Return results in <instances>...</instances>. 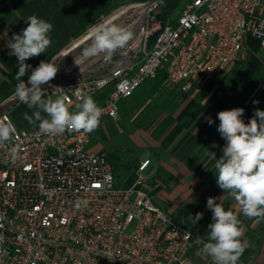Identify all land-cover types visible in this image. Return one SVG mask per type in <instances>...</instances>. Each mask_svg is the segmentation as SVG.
Returning a JSON list of instances; mask_svg holds the SVG:
<instances>
[{
	"label": "built area",
	"instance_id": "obj_1",
	"mask_svg": "<svg viewBox=\"0 0 264 264\" xmlns=\"http://www.w3.org/2000/svg\"><path fill=\"white\" fill-rule=\"evenodd\" d=\"M161 2L131 1L100 22L133 33L108 59L82 55L91 31L64 46L51 59L59 71L42 85L45 98L66 96L75 112L78 94L91 96L101 116L116 119L122 102L160 70L195 93L247 57L249 37L264 58V0H190L175 25L159 18ZM10 102H20L15 93L0 105V122L16 128L0 145V264H213L192 254L201 235L175 222L145 187L149 159L131 184H119L107 153L87 147L89 132L46 134L40 122L20 128L2 108ZM78 201L87 203L77 208ZM238 264L252 263L240 257Z\"/></svg>",
	"mask_w": 264,
	"mask_h": 264
},
{
	"label": "clouds",
	"instance_id": "obj_2",
	"mask_svg": "<svg viewBox=\"0 0 264 264\" xmlns=\"http://www.w3.org/2000/svg\"><path fill=\"white\" fill-rule=\"evenodd\" d=\"M26 21L28 26L20 34H14L7 44L9 55L16 56L18 60L16 79L19 83L16 85L15 95L21 103L30 109H36L32 116L25 113L24 118L29 123L39 121L40 130L46 134L63 133L65 130L92 132L99 126L102 110L91 96L78 94L79 102L75 105V112L69 111L66 96L55 100L45 98L42 85L49 84L59 71L55 60L41 61L32 69L27 82L21 79L31 67L25 62L45 53L52 43L49 33L53 25L50 22L36 15L28 17ZM91 33V44L83 50L84 57L103 54L108 59L133 39L131 31L115 24H100L93 27ZM244 111L237 107L217 113L220 121L217 131L226 145L219 159H216L214 153L211 155L216 161L218 187L234 198L239 212L260 222L264 220V110L257 108L247 124L242 119ZM42 112L48 118H43ZM207 122L209 125L214 123L210 117ZM15 133L16 128L11 122H0V145L10 140ZM13 157L15 158V149ZM217 199L220 203L216 202ZM222 199L223 196L207 199V208L212 212L213 221L208 225L207 241L198 235L193 243L201 246L200 252L211 257L213 264H238L246 246L242 241L244 230L237 213L231 209L225 210ZM86 203L87 201H78L76 207ZM202 218L203 213L200 212L194 217L188 216L194 224Z\"/></svg>",
	"mask_w": 264,
	"mask_h": 264
},
{
	"label": "crops",
	"instance_id": "obj_3",
	"mask_svg": "<svg viewBox=\"0 0 264 264\" xmlns=\"http://www.w3.org/2000/svg\"><path fill=\"white\" fill-rule=\"evenodd\" d=\"M103 3L104 0H0V98L5 97L3 92L8 90L13 84L14 77L18 72V60L16 56L9 55L8 41L12 39L14 34H20L28 26L26 21L28 17L36 15L38 18H42L53 25V29L49 33L52 43L46 52L25 62L31 67H37L51 48L64 38L69 37L77 29L78 23L74 15L76 12L81 10H100ZM197 92L192 93V96ZM43 116H46V113ZM32 124L34 123H26L19 120L17 126L25 128ZM167 135L151 134V146L157 147V149H155V154L147 155L150 160L147 170L152 164L153 167L147 173L148 179L145 187L152 191L159 186L160 188L155 193L157 194L165 191L164 188L170 184L172 179L184 180L182 175L184 174L187 186L182 184V187L188 189L182 195L181 202H184L183 207L201 196L211 195L210 197L215 198L223 196L221 203L225 210L231 209L234 213H237L241 221V227L244 230L242 241L246 243V246L240 257L252 264H264V220L255 222V218H248L243 215V213L239 212L234 198L227 192L224 193L217 185L216 161L211 153L215 154L216 159L223 155L226 141L221 137L220 133L177 134L169 144L165 145L164 141ZM93 149L96 150L95 148ZM158 170H161L162 178L150 181V177ZM199 171H205V175L209 176L202 177L198 173ZM127 179L128 177L122 184H126ZM206 180L208 185L198 192L196 189L199 184L201 181ZM181 191L183 192V189ZM216 202L220 203V200L217 199ZM204 217L209 224L213 222L212 212L207 208V204L204 207ZM192 254L199 260L205 258L200 254L198 247L193 248Z\"/></svg>",
	"mask_w": 264,
	"mask_h": 264
},
{
	"label": "trees",
	"instance_id": "obj_4",
	"mask_svg": "<svg viewBox=\"0 0 264 264\" xmlns=\"http://www.w3.org/2000/svg\"><path fill=\"white\" fill-rule=\"evenodd\" d=\"M128 0H104L103 6L100 10H81L76 12L74 15L76 17L78 27L77 29L67 38H64L62 41L58 42L53 48H51L41 61H48L51 59L58 51H60L64 46L69 44V42L80 36L84 33L90 26L97 23L101 17L111 14L113 11L118 9L122 4L127 3ZM136 1V0H132ZM162 9L159 14V18L162 20L164 24L175 25L177 21V17L181 10L185 6V0H162ZM259 42L249 37L247 41V57L243 60H240L234 67V76L229 80H224V84L228 86H234L238 83L240 77L242 75L245 76L244 81L239 84L237 87L236 93L233 95V99L238 97L241 93H243L247 87H249L245 93V95L238 100L236 106L234 108H243L244 114L242 119L247 124L250 119L254 116V112L257 108L263 110L260 105L254 103L255 100H250L249 96L259 87H263L264 90V58L259 54L258 51ZM36 66H32L31 69L25 74L21 79L27 80L28 76H30L32 69ZM167 74L165 70H160L159 73L154 78L147 79L135 92L134 94L125 99L122 102L121 110L123 106L124 114H131L133 117L134 125L137 128H150L156 122H158L159 117L163 111H167L168 114L164 120L158 123L157 127L154 129L153 134H168L164 144H169L177 134H180L188 125L192 113L190 115L185 116L180 122H178L174 127H171L174 122V118L172 116L173 109L179 104L182 99H186L193 92H183L179 90L177 87L173 86V89L165 94L166 104L163 105L161 112H159L158 104L154 101L157 94L164 90V87L167 83ZM19 81L14 77L13 84L8 88V90L3 92L5 97L9 96L13 92H15L16 85ZM211 79L209 82L205 84V86L200 89L197 94L198 97H204L208 90H210L214 84ZM167 87V86H166ZM224 92H228V89H225ZM120 110V112H121ZM109 161L111 162L116 177L120 176L121 171L128 174V179L126 184L129 185L134 181L136 170L138 168V164L135 162H123L121 163L120 157L116 153L108 152ZM152 177V178H151ZM150 177V181H154L156 178H162L161 170H158L153 176ZM160 187H156L154 190L149 191L151 195L154 196L156 191ZM209 196H201L200 198L185 204V208L180 211L179 214L174 213L171 217L173 220L185 227L190 228L193 232L200 234L202 237H208L209 229L206 218L204 217V207L207 204V199ZM203 213V218L199 220L196 224L192 222V220L188 219V216H195L196 213ZM198 247V246H197ZM193 248H196L194 245Z\"/></svg>",
	"mask_w": 264,
	"mask_h": 264
},
{
	"label": "rangeland",
	"instance_id": "obj_5",
	"mask_svg": "<svg viewBox=\"0 0 264 264\" xmlns=\"http://www.w3.org/2000/svg\"><path fill=\"white\" fill-rule=\"evenodd\" d=\"M131 1L132 0H128L127 3ZM188 1L190 0H185V4ZM115 11H113L111 14H113ZM111 14L101 17V19H99L97 23L90 26L84 33L72 39L69 44H67V47L82 38L84 35L88 34L93 29V27L104 21ZM51 36L53 35L51 34ZM84 45L85 43L79 47V50L83 49ZM58 52L51 59H53L58 54ZM51 59H49L48 61H51ZM41 60H43V58ZM234 69L235 67L233 66L229 71H225L213 78L212 80L214 82V86L210 90H208V93L204 97L190 95L186 99H182L171 113L174 118V122L171 127H174L185 116L192 113L187 127L180 134H210V132H214V134L219 133L217 131V128L220 121L217 118V113L222 110L233 109L236 106L238 100L245 95L247 89L249 88L247 87L243 93L233 99V95L236 93L237 87L244 81L245 78V76L242 75L236 85L231 86L229 84L228 86H226L224 84V80H229L234 76ZM205 84L202 85L200 89H202ZM166 86L164 87V90L157 94L154 99V101L159 106V112H161L163 105L167 103L164 99L165 94L173 89V86L169 82L166 83ZM225 89H228V92H224ZM14 93L10 94L8 97L0 98V105ZM58 97L60 96L53 95L51 96V99L55 100ZM249 99H256V101H259L257 105H260L264 110L263 87H259L254 90L253 93L249 96ZM2 106V108L4 109H11V116L16 124L19 123V120L28 123L29 121L24 118L25 113H27L29 116H32L34 111H36V109H30L27 105L21 102H19L15 106L13 102L3 104ZM124 107L125 105L123 106V108ZM123 108L118 118L116 119H113L109 116H101L99 126L92 132H89L90 142L87 147L95 148L98 151H104L106 153H116L120 157L121 163L133 161L139 166L141 162L148 159L147 157L149 156L147 155L155 154V149H157V147L151 146V134H153V131L157 127L158 123L166 118L168 112L163 111L158 119V122H156L150 128L146 129L137 128L134 125L132 115L124 114ZM44 114L45 113L42 112L41 116ZM209 117L214 121V123L211 125H209L207 122ZM43 118H48L47 114L46 116H43ZM152 167L153 164L148 170L144 172V174L147 175L148 171ZM198 173L202 177L209 176L205 175V171H199ZM119 174L121 175L117 177V182L121 184L127 178L128 174L126 175L123 171H121V173ZM182 175L184 177V180H179L178 178L172 179L170 184L164 188L165 191H161L157 194H154L153 196L156 203L170 215L174 213H180V211L184 208V202H181L182 195L188 188L182 187V184L183 186H187L185 176L184 174ZM207 185V180L201 181L199 187L196 190H198L199 192L200 190H203V188H205V186ZM182 189L183 192L181 191Z\"/></svg>",
	"mask_w": 264,
	"mask_h": 264
},
{
	"label": "bare ground",
	"instance_id": "obj_6",
	"mask_svg": "<svg viewBox=\"0 0 264 264\" xmlns=\"http://www.w3.org/2000/svg\"><path fill=\"white\" fill-rule=\"evenodd\" d=\"M102 24V23H101Z\"/></svg>",
	"mask_w": 264,
	"mask_h": 264
}]
</instances>
